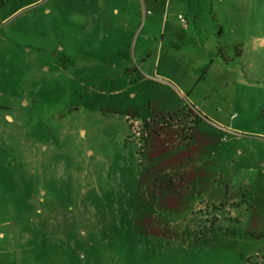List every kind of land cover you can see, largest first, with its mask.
I'll use <instances>...</instances> for the list:
<instances>
[{"label":"rangeland","instance_id":"rangeland-1","mask_svg":"<svg viewBox=\"0 0 264 264\" xmlns=\"http://www.w3.org/2000/svg\"><path fill=\"white\" fill-rule=\"evenodd\" d=\"M0 264H264V0H0Z\"/></svg>","mask_w":264,"mask_h":264},{"label":"crops","instance_id":"crops-1","mask_svg":"<svg viewBox=\"0 0 264 264\" xmlns=\"http://www.w3.org/2000/svg\"><path fill=\"white\" fill-rule=\"evenodd\" d=\"M145 3H146V5L148 6V2L150 1V0H143ZM117 15H118V12H117Z\"/></svg>","mask_w":264,"mask_h":264},{"label":"built area","instance_id":"built-area-1","mask_svg":"<svg viewBox=\"0 0 264 264\" xmlns=\"http://www.w3.org/2000/svg\"><path fill=\"white\" fill-rule=\"evenodd\" d=\"M180 20L183 24H185V20L182 17H180Z\"/></svg>","mask_w":264,"mask_h":264}]
</instances>
